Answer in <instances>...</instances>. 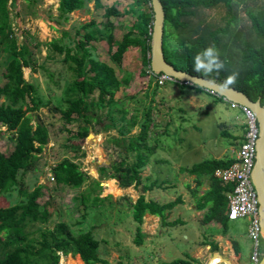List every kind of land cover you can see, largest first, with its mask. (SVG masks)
I'll use <instances>...</instances> for the list:
<instances>
[{"label":"rangeland","instance_id":"374dc122","mask_svg":"<svg viewBox=\"0 0 264 264\" xmlns=\"http://www.w3.org/2000/svg\"><path fill=\"white\" fill-rule=\"evenodd\" d=\"M100 2L102 7L97 8L94 0H88L84 8L72 11L65 20L59 16V0H8L10 23L17 43L26 40L31 44L38 65L36 71L23 68L24 79L35 85L36 94L42 102L37 109L27 110V114L31 116L33 123L41 121L47 126L49 141L43 146L35 169L19 174L22 187L16 186L10 193L0 194V205L23 203L28 193L40 187L36 201L41 207L47 203L50 215L45 223L34 222L27 226L29 237L38 240L39 228L52 229L60 221L67 223L75 233L89 229L93 237L99 239L98 254L107 264H162L185 257L186 253L197 260L195 264H208L213 252L220 253L223 258L227 257V249L234 248L231 238L239 245L234 264H248L252 246V240L248 236L250 217L229 220L225 233L220 225L202 224L204 210L195 208L188 187L194 186V176L179 170L181 166H190L204 159L234 155L243 138L245 116L231 103L219 100L214 94L201 89L182 87L175 81L156 86L152 74L140 73L141 62L136 49L130 48L120 67L109 60L106 42H91L94 55L111 64L118 75L125 71L129 73V83L122 85L115 94L116 98L125 100L129 114L139 116L142 109L149 106L150 98H153L151 117L154 125L150 130L149 142L156 143L157 146L150 161L142 169L141 185H130L118 191L111 188L112 202L106 199L102 205L92 206L87 203L84 207L80 201V193L88 182L80 187L65 186L58 185L51 179L52 165L67 156L87 172L89 180L112 182L111 178L100 176L98 168L125 156L122 148L111 141L113 136L118 135L116 129L95 131L90 127L88 132L91 131L96 137L90 139L85 136L82 139L77 136V131L85 123L80 119L66 123L59 113L48 108L50 104L66 106L64 99L71 96L67 88L72 80V71L68 68L69 63L63 62V54L55 52L45 43L60 39V42L72 46L73 41L80 37L76 34L78 26L91 18L97 22L104 20V7L110 5H115L120 12L127 11L124 16L116 19L114 35L119 40L136 15L145 10L144 6L137 5L134 0ZM232 4L236 18L229 34L223 37L227 55L221 57L228 68L232 64H239L238 48L243 39L260 40L253 33L245 11L263 9L264 0H233ZM206 13L208 10L197 8L195 15L186 17L190 26L184 31L180 30L181 37L197 36V24ZM63 31L67 32L66 36ZM79 31L83 33L82 30ZM176 42L173 35L172 43ZM186 42L188 44V39ZM6 58L7 54L0 51V72L4 70ZM137 131V127H134L130 134ZM10 135L6 132L0 136V151L5 154L14 145ZM126 156L129 163L133 161L132 153ZM143 185H152L151 189L144 192L147 199L167 202L181 195L183 203L177 204L170 211L169 220H180L173 226H163L157 216L146 213L141 225L143 242L136 245L133 241L136 224L130 214L129 200H136ZM206 187L207 182L201 186L199 193ZM106 189L104 186L101 196L107 194ZM209 241L216 243L218 250L213 251L211 245L205 243H210ZM263 251L264 242L261 240L260 253ZM59 254L60 264H72L69 260L80 259L79 255Z\"/></svg>","mask_w":264,"mask_h":264},{"label":"trees","instance_id":"16d2710c","mask_svg":"<svg viewBox=\"0 0 264 264\" xmlns=\"http://www.w3.org/2000/svg\"><path fill=\"white\" fill-rule=\"evenodd\" d=\"M95 7H102L100 0H94ZM233 0H161L165 12L163 52L165 59L176 69L192 71L193 56L201 49L214 44L225 57V37L231 30L236 18L233 12ZM88 0H59V16L67 19L68 14L74 10L82 9ZM145 10L138 13L128 29L118 40L114 35V28L126 10L120 12L115 5L104 7V20L97 22L94 18L81 23L76 30L80 37L69 46L52 39L45 43L52 50L63 54V62H68L72 71V80L67 88L71 96L64 99L65 107L50 104L49 110L59 113L61 118L69 123L80 119L77 131L79 138L87 135L88 128L95 131H108L116 129L117 136L111 141L122 148L125 155L119 160H113L109 165L98 168L100 176H107L112 182L97 179L89 180L87 172L72 158L64 156L51 167L55 183L65 186H82L88 182L80 193V201L84 207L87 203L98 206L111 200L110 189L120 190L130 185L138 187L142 182V169L150 161L152 153L156 150V143L149 142L150 130L154 123L152 120V102L142 109L140 115L129 114L125 100L116 98L115 94L122 85L129 83V73L118 75L114 67L96 57L93 53L92 41L102 40L107 44L109 60L117 66H122L123 60L130 48L139 52L140 73L146 75L150 69V38L153 12L150 0H134ZM197 8H204L208 13L200 17L195 37H181V31L190 26L186 17L195 15ZM256 38L243 39L239 46V64L225 67L217 76L215 73L209 79L222 83L227 75L238 73L237 81L232 87L243 91L250 99H260L264 104V8L260 10L247 9L245 11ZM204 25H201V24ZM201 25V26H200ZM172 28V31L169 29ZM79 30H82L81 34ZM63 35H67L63 31ZM175 35L176 43H172ZM188 39V44L186 40ZM255 41V42H254ZM190 45V47H187ZM0 51L7 54L4 70L0 72V136L3 133L11 134L14 140L12 150L5 154L0 151V194L10 193L16 186L22 187L19 174L35 169L43 146L49 141L47 126L41 121L32 122L27 110H35L42 103L36 94L33 83L23 77V68L37 70L35 52L31 44L24 40L17 43L9 17L8 0H0ZM222 59V58H221ZM225 61V60H224ZM234 65V66H233ZM156 86L159 84L156 82ZM182 87L204 88L180 82ZM219 100L226 101L214 94ZM228 103H231L227 101ZM26 105L24 108L23 105ZM244 126V124H243ZM2 127L5 129L3 130ZM137 127L138 131L130 134ZM224 134V132H222ZM95 135H90L93 139ZM132 153L133 161L128 162L126 154ZM234 161L233 157L204 159L190 166H181L179 170L194 176V186L189 187L195 208L204 210L201 218L202 224L220 225L225 233L228 229V200L227 194L233 189V183L224 182L215 172L228 167ZM207 182V187L200 192L201 186ZM107 194L101 196L103 187ZM152 185H143L142 191L135 201H130V214L135 222L136 245L143 242L144 233L141 230L145 214L155 215L163 226H173L180 222L178 218L169 220L170 211L183 203L181 195L167 202H159L146 198L144 192ZM40 194V187H36L27 194L23 203L0 205V264H60L59 252L62 254L79 255L85 264H107L98 254L99 239L93 237L91 230L75 233L64 221L55 223L52 229H38L39 239L34 240L26 231L29 224L34 222L45 223L50 215L46 204L41 207L36 201ZM263 239L260 237V242ZM205 242L211 245L213 251L218 250L216 243ZM264 242V241H263ZM204 243V242H203ZM235 244V241H233ZM264 255V251L261 257ZM80 259L69 260L72 264H84ZM210 259L208 264H211ZM197 260L186 253L162 264H195Z\"/></svg>","mask_w":264,"mask_h":264},{"label":"water","instance_id":"95a60500","mask_svg":"<svg viewBox=\"0 0 264 264\" xmlns=\"http://www.w3.org/2000/svg\"><path fill=\"white\" fill-rule=\"evenodd\" d=\"M153 12V20L150 38V69L154 74L164 73L178 81H184L190 84L198 85L204 89L211 91L224 100L237 105L250 108L256 116L258 125V138L256 141L255 162L251 173V181L258 197V219L260 224V236L264 241V105L260 99L252 100L243 91L232 86L222 87V83L209 78L198 79V75L191 74L187 71L176 69L169 63L163 52V33H164V17L165 12L161 0H150ZM89 130L90 127H89ZM94 135L91 131L86 135L89 137ZM221 258L218 252H213L212 258ZM229 262L228 260H225ZM264 264V255L261 260Z\"/></svg>","mask_w":264,"mask_h":264},{"label":"built area","instance_id":"2783aa9c","mask_svg":"<svg viewBox=\"0 0 264 264\" xmlns=\"http://www.w3.org/2000/svg\"><path fill=\"white\" fill-rule=\"evenodd\" d=\"M148 72L154 76V83L162 84L167 81L181 82L162 72L154 74L151 69ZM231 105L239 108L245 116L243 138L234 152V161L228 167L216 170L215 174L224 182L233 183V189L227 194L229 219L235 220L246 216L251 219L248 236L252 240V246L249 252L248 264H262L258 197L251 181V173L256 155L258 125L256 116L250 108L235 103H231ZM50 177L54 179L52 173H50Z\"/></svg>","mask_w":264,"mask_h":264},{"label":"clouds","instance_id":"9594fccd","mask_svg":"<svg viewBox=\"0 0 264 264\" xmlns=\"http://www.w3.org/2000/svg\"><path fill=\"white\" fill-rule=\"evenodd\" d=\"M187 47H190V45ZM224 70L225 61L221 59V53L214 44L201 49L193 56L192 71L199 74L197 77L198 79L211 78L214 73L218 76L219 73ZM237 78L238 73L235 72L227 75L225 80L222 82V87L227 88L234 85Z\"/></svg>","mask_w":264,"mask_h":264},{"label":"crops","instance_id":"0c3cea01","mask_svg":"<svg viewBox=\"0 0 264 264\" xmlns=\"http://www.w3.org/2000/svg\"><path fill=\"white\" fill-rule=\"evenodd\" d=\"M229 157H233V154L231 155V156H229ZM149 215H151V214H149ZM221 236V235H220ZM233 241H235V244L233 243ZM226 242H227V240H226ZM231 244L233 245V247L234 248H231L230 250L229 249H227V257L226 258H223L222 257V255H221V258L225 261V260H228L231 264H234V262H233V260L235 261L236 259H237V254L239 253V245H238V243H237V241L236 240H233L232 238H231ZM227 247V246H226ZM211 264H222L220 261H216L214 258L211 260ZM238 264V263H237ZM242 264H244V263H242Z\"/></svg>","mask_w":264,"mask_h":264},{"label":"bare ground","instance_id":"6f19581e","mask_svg":"<svg viewBox=\"0 0 264 264\" xmlns=\"http://www.w3.org/2000/svg\"><path fill=\"white\" fill-rule=\"evenodd\" d=\"M216 261H220L222 264H231L230 262H226V261H224L223 259H221V260H217V259H215Z\"/></svg>","mask_w":264,"mask_h":264}]
</instances>
